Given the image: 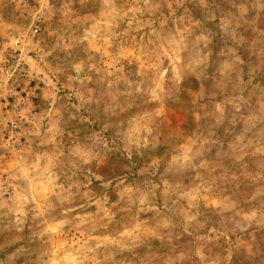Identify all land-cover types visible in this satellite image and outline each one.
<instances>
[{
	"label": "rangeland",
	"instance_id": "374dc122",
	"mask_svg": "<svg viewBox=\"0 0 264 264\" xmlns=\"http://www.w3.org/2000/svg\"><path fill=\"white\" fill-rule=\"evenodd\" d=\"M0 85V264H264V0H0Z\"/></svg>",
	"mask_w": 264,
	"mask_h": 264
},
{
	"label": "built area",
	"instance_id": "2783aa9c",
	"mask_svg": "<svg viewBox=\"0 0 264 264\" xmlns=\"http://www.w3.org/2000/svg\"><path fill=\"white\" fill-rule=\"evenodd\" d=\"M37 33V32H36ZM6 74H8L7 72H6ZM2 91H5L8 95H13V91H14V88L13 87H6V88H3L1 85H0V93L2 92Z\"/></svg>",
	"mask_w": 264,
	"mask_h": 264
}]
</instances>
